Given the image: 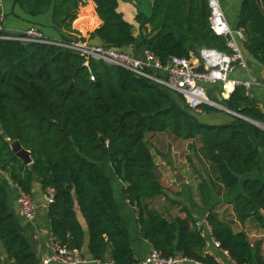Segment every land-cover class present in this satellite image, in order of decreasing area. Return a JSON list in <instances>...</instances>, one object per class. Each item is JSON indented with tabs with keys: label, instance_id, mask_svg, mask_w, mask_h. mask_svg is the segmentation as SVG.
<instances>
[{
	"label": "trees",
	"instance_id": "obj_1",
	"mask_svg": "<svg viewBox=\"0 0 264 264\" xmlns=\"http://www.w3.org/2000/svg\"><path fill=\"white\" fill-rule=\"evenodd\" d=\"M89 2L98 25L87 36L75 31L63 39L78 37L119 50L131 46L126 51L140 55L147 50L162 63L172 55L190 58L201 49L230 53L225 38L210 28L209 0H153L149 16L135 14L139 37L118 10V0H13L28 15L51 10L53 25L70 32L79 7ZM236 27L245 34L243 48L264 65V0H242ZM95 38L100 42H93ZM87 60L85 64L83 54L51 44L0 40V170L25 192L31 193L34 176L42 190L54 189L53 201L47 205L53 240L80 252L84 230L75 214L76 201L88 226L94 259L104 262L109 251L113 264L138 262L110 178L99 164L106 159L115 176L124 180V194L136 209L140 233L154 249L164 256L182 253L197 262L218 264L205 252L206 238L189 210L181 208L184 217L169 219L149 205L163 188L154 175L156 163L146 136L161 132L197 140L224 195H234L236 219H251L264 230V177L251 176L259 167L264 130L239 117L228 124L202 123L180 94L119 66ZM223 104L263 121L242 85ZM200 108L220 111L209 105ZM15 140L30 151L29 167L10 148ZM239 176L245 179L237 191ZM206 221L219 248L236 264H264L260 243H251L244 231H235L213 208ZM0 246L14 264H39L22 226L9 211L8 192L2 185Z\"/></svg>",
	"mask_w": 264,
	"mask_h": 264
},
{
	"label": "crops",
	"instance_id": "obj_2",
	"mask_svg": "<svg viewBox=\"0 0 264 264\" xmlns=\"http://www.w3.org/2000/svg\"><path fill=\"white\" fill-rule=\"evenodd\" d=\"M152 2L153 0H118V10L128 22L133 24V33L135 36L137 35L139 37V26L135 22V14L137 12H143L145 15L149 16L151 13ZM220 2L228 24L231 27H236L242 0H220ZM2 9L6 14H9L4 20V24L8 29L20 31L31 25H36L43 34L49 38H62L75 31H78L80 36H87L88 32L93 30L99 23V20L96 18L93 11V4L90 2L79 7L77 17L71 23V28L73 29L71 32L65 30L62 26L53 25L51 10L41 15H28L25 14L17 4H14L13 0H2ZM92 41L97 43L100 42L98 38H95ZM242 43L243 40L240 42V45L246 68L236 66V68L229 74L228 82L225 84L206 83L205 90L211 100L219 102L218 99L221 98L222 101L219 103L224 106L223 100L228 98L236 86L242 85H237L234 82H247L251 79L254 84L249 85L246 90V95L253 100L255 106L263 116V121L252 120L264 123V65L254 59L252 55L243 48ZM131 49L133 48L130 46L126 50L131 51ZM198 57L199 53L198 55L192 54L190 59H197ZM244 87L246 89V86ZM196 112L195 116L198 121L211 125L228 124L231 123L235 117L242 118L241 116H237L224 109H220L219 112H205L201 111V108H199ZM186 162L188 161L186 160ZM155 163L156 165L158 164L156 161ZM198 169L199 170H194L192 165L186 163L178 168V172L174 173L173 180L168 177L169 170L167 169V175H160L161 178L159 183L165 188L168 187V189H163L164 195L162 194L150 200V202L155 201L152 207L159 210L169 219L175 216L184 217V212L181 211V208L189 210L200 223L199 228L202 229L203 235L206 238L205 252L211 255L218 264H231V258L224 250L220 249L213 243V237L210 232L211 229L206 221V215L211 208L214 209L220 219L231 222L235 231H244L251 243H260L262 254L264 256V230L251 219H247L245 222H239L236 219L231 204L234 195H224V188L217 177L214 176L213 172L212 175H209L208 173H205L202 168ZM207 170H211L210 166L207 167ZM160 171H162V169H160ZM200 172L203 173V175H201ZM258 174L264 177V147H259V167L256 172L251 174V176L256 177ZM244 179L245 176H239V186L237 191L241 190ZM0 185L5 187L8 192L9 211L14 214L22 226L24 236L40 261L50 252L53 242L50 223L47 216L45 191L42 190L40 183L34 176L31 186V195L37 202L38 209L36 216L33 219L28 220L21 214L17 204V186L12 184L7 174L1 170ZM111 186L119 215L126 224L129 243L134 258L137 261H140L153 247L140 233L136 209L128 203L124 194V187L122 188L120 184H112V182ZM74 210L82 228H88L86 220L76 201L74 203ZM80 253L87 260V262L83 264H96L92 262L94 258L89 250L88 231L84 232L83 245ZM0 264H14V261L8 257L2 246H0ZM48 264L56 263L50 262ZM100 264H112L109 251L105 255V261ZM184 264L196 263L186 262Z\"/></svg>",
	"mask_w": 264,
	"mask_h": 264
},
{
	"label": "built area",
	"instance_id": "obj_3",
	"mask_svg": "<svg viewBox=\"0 0 264 264\" xmlns=\"http://www.w3.org/2000/svg\"><path fill=\"white\" fill-rule=\"evenodd\" d=\"M209 6L210 28L214 33L225 38V44L230 53L215 49H201L197 59L172 55L166 63H162L157 56L147 50L140 55H135L129 51L113 47L91 45L78 37L70 39L49 38L36 26H29L20 31L10 30L4 24L5 13L2 9V0H0V40L51 44L83 54L86 57L85 64H88L87 59H94L109 65L119 66L139 77L149 79L166 90L180 94L186 106L197 111L202 105L212 106V104L216 103L206 93V83L225 84L229 81V74L236 66L246 68L240 45V42L245 40L243 30L231 27L228 24L220 0H209ZM91 79H93L92 76ZM234 83L246 86V94L249 85L254 84L251 79L247 82L235 81ZM227 111L241 116L231 110ZM258 124L260 129L264 130V123L258 122ZM124 186H126L125 183ZM53 194L54 189L48 187L45 191V202L47 205L53 201ZM17 204L21 214L26 219L31 220L36 216L38 205L31 193L18 188ZM196 225L199 227L200 223L196 221ZM213 243L219 247L218 242L214 238ZM225 253L227 252L225 251ZM50 262L56 264H83L87 260L80 252L71 250L60 242L53 240L50 252L39 261V264H48ZM92 262L101 263L98 259H93ZM186 262L207 264L189 259L182 253L164 256L154 248H151L147 255L136 264H184ZM231 264L236 263L231 259Z\"/></svg>",
	"mask_w": 264,
	"mask_h": 264
},
{
	"label": "rangeland",
	"instance_id": "obj_4",
	"mask_svg": "<svg viewBox=\"0 0 264 264\" xmlns=\"http://www.w3.org/2000/svg\"><path fill=\"white\" fill-rule=\"evenodd\" d=\"M8 15L9 14L5 13V17ZM146 142L154 154L155 161L158 162L154 169V175L159 182L161 178L160 175H167V169L169 170L168 177L173 180L174 173L178 172V168H180L182 165H185L186 163L192 165L194 170H199L198 168H202L205 173L212 175V171L207 170V167L210 165L199 149L200 143H198L197 140L183 141L174 137L169 132H161L147 134ZM186 160L188 162H186ZM99 164L109 175L112 184H120L122 188L124 187V180L115 176L110 163L106 159ZM160 169H162V171H160ZM200 174L203 175L201 172ZM162 188L166 190L168 189V187L165 188L163 186ZM154 203L155 201L149 202V205L152 207Z\"/></svg>",
	"mask_w": 264,
	"mask_h": 264
},
{
	"label": "water",
	"instance_id": "obj_5",
	"mask_svg": "<svg viewBox=\"0 0 264 264\" xmlns=\"http://www.w3.org/2000/svg\"><path fill=\"white\" fill-rule=\"evenodd\" d=\"M219 102L222 101L221 98L218 99ZM219 102H216L215 104H212L213 107L217 108V109H224V110H228L226 107L222 106ZM241 117L247 121H249L250 123H252L253 125H255L256 127H259L258 122L241 115ZM260 128V127H259ZM101 141H103V139H101ZM10 148L12 149V151L14 152V155L22 162L23 166H30V164L32 163V158L30 155V151L25 149L21 143L17 140L11 142L10 144ZM84 232L88 231V228H84L83 229ZM113 264V263H112Z\"/></svg>",
	"mask_w": 264,
	"mask_h": 264
}]
</instances>
